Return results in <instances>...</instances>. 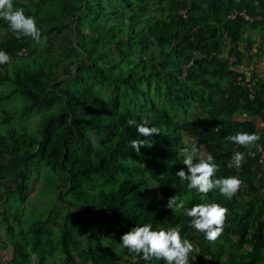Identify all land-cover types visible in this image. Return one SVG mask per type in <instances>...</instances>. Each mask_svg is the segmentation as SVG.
Listing matches in <instances>:
<instances>
[{
  "label": "trees",
  "instance_id": "trees-1",
  "mask_svg": "<svg viewBox=\"0 0 264 264\" xmlns=\"http://www.w3.org/2000/svg\"><path fill=\"white\" fill-rule=\"evenodd\" d=\"M13 8L35 18L41 40L17 39L0 19V51L11 58L0 65V264H166L121 245L146 223L179 228L194 247L190 264H264V69L253 67L264 54L253 37L264 32V0ZM144 118L160 133L137 154L130 142L147 139L136 127ZM238 132L260 139L225 140ZM193 142L219 165L214 180H242L230 199L176 175L187 172L179 153ZM236 151L245 161L229 167ZM38 195L47 205L27 222L15 208ZM175 195L189 209L227 208L222 234L209 241L191 217L166 208Z\"/></svg>",
  "mask_w": 264,
  "mask_h": 264
},
{
  "label": "clouds",
  "instance_id": "clouds-1",
  "mask_svg": "<svg viewBox=\"0 0 264 264\" xmlns=\"http://www.w3.org/2000/svg\"><path fill=\"white\" fill-rule=\"evenodd\" d=\"M0 19L7 20L10 28L17 34L31 37L36 42L41 40V32L37 27L34 17L26 16L23 8L14 10L13 0H0ZM11 58L5 51H0V65L10 64ZM131 123H135L134 121ZM149 120L144 118L137 125L138 136L147 139H133L130 144L137 154L140 153L141 147H150L149 138L160 133V129L155 126H148ZM260 137L255 133L238 132L235 135L225 137L226 141L234 142L242 146H249L258 141ZM183 164L187 166V172L183 169L176 173L181 181L187 180L188 188L195 189L199 193L207 194L210 190L218 188L220 194L226 198L235 195L243 183L239 177L230 176L227 178L213 179L219 169L215 159L211 154L206 157L201 151V146L193 142L191 147L180 149ZM245 153L236 151L232 155L229 167L233 165L239 168L245 161ZM198 161V162H196ZM166 208L173 212H182L191 217L189 227L195 228L198 232L203 233L209 241H215L223 232L224 223L227 217L228 209L219 203L198 204L186 208L185 201L179 195L168 198ZM121 245L128 249L129 253L137 255L143 254L145 261L151 258L164 260L166 264H190L189 254L193 252L192 242L187 238H181V231L177 227L154 230L151 223L143 226H136L129 232L121 236Z\"/></svg>",
  "mask_w": 264,
  "mask_h": 264
},
{
  "label": "rangeland",
  "instance_id": "rangeland-1",
  "mask_svg": "<svg viewBox=\"0 0 264 264\" xmlns=\"http://www.w3.org/2000/svg\"><path fill=\"white\" fill-rule=\"evenodd\" d=\"M40 197L41 195L33 196V198H31L30 201H28V203L22 208V211L18 210V207L15 208V211L20 213L22 219L26 220L27 222L31 221L32 219L38 217L40 212L47 205L46 203L42 202Z\"/></svg>",
  "mask_w": 264,
  "mask_h": 264
},
{
  "label": "crops",
  "instance_id": "crops-1",
  "mask_svg": "<svg viewBox=\"0 0 264 264\" xmlns=\"http://www.w3.org/2000/svg\"><path fill=\"white\" fill-rule=\"evenodd\" d=\"M261 34V35H260ZM260 35V36H259ZM253 37L255 39H258V44H259V47L261 46H264V32L261 33V31H253ZM263 53H264V48L262 47L261 48ZM254 52H256L257 50V47L253 49ZM257 60V64L253 65V67L255 68V70L257 71H262L264 69V54L262 56H259V58H256ZM4 234L2 235V238H4ZM2 256L4 257L3 258V262H6L8 260V258L10 257V249L6 250V251H3L2 252Z\"/></svg>",
  "mask_w": 264,
  "mask_h": 264
},
{
  "label": "built area",
  "instance_id": "built-area-1",
  "mask_svg": "<svg viewBox=\"0 0 264 264\" xmlns=\"http://www.w3.org/2000/svg\"><path fill=\"white\" fill-rule=\"evenodd\" d=\"M237 12L234 13V15H236ZM245 14V13H244ZM245 16L248 18V19H252L249 15L245 14ZM264 160V148L262 150V152L260 153V161H263Z\"/></svg>",
  "mask_w": 264,
  "mask_h": 264
}]
</instances>
